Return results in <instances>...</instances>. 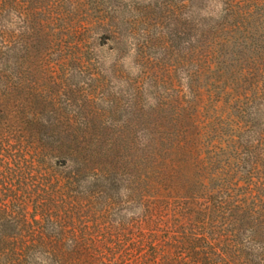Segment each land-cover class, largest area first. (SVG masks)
Listing matches in <instances>:
<instances>
[{
  "label": "trees",
  "instance_id": "obj_1",
  "mask_svg": "<svg viewBox=\"0 0 264 264\" xmlns=\"http://www.w3.org/2000/svg\"><path fill=\"white\" fill-rule=\"evenodd\" d=\"M82 7L0 0V264H264V0L199 7L184 89L149 74L148 106L136 82L133 120L85 155L83 90L67 83L91 65L74 36ZM102 180L125 189L140 222L87 216ZM144 224L180 237L151 254L117 249Z\"/></svg>",
  "mask_w": 264,
  "mask_h": 264
},
{
  "label": "rangeland",
  "instance_id": "obj_2",
  "mask_svg": "<svg viewBox=\"0 0 264 264\" xmlns=\"http://www.w3.org/2000/svg\"><path fill=\"white\" fill-rule=\"evenodd\" d=\"M222 1L83 0V7L74 21L80 20L75 27L80 34L74 36L87 43L85 52L91 65L89 71L83 74H70L67 83H74L83 90L81 95L76 96V106L82 105L84 109L85 105L86 113L81 110L78 118L90 122L84 155L88 153L89 142L95 135L103 138V141L108 138L116 141L124 122L133 120L131 102L136 82L144 79L143 100L148 106L152 94L149 87L152 82L147 77L149 74L159 73L167 82L174 81L184 89L189 70L186 68L187 60L194 59L196 55L189 47L194 42L197 29L190 26L195 18L200 17L199 14L197 17L199 7L216 14ZM191 68L195 69L193 65H190ZM92 71L95 76L91 78ZM70 105L64 110L71 115L74 107ZM65 116L64 120L68 115ZM257 118L264 134V106H261ZM259 175L264 176V160ZM88 183V180L83 182L82 188L85 189ZM100 184L101 187L93 188L96 193L100 192L87 216H109L108 220L115 225H119L120 220L132 222L127 224L140 222L143 218L142 208L125 202V189L119 186L110 190V184L103 180ZM260 192L264 198V183ZM108 195L112 197L110 200ZM111 200L113 205H110ZM177 237L180 235L168 234L166 230L152 233L144 224L130 227L125 231V236L116 235L114 241L119 243L117 249L130 250V255L135 256L165 248L169 250ZM201 245L199 242V252Z\"/></svg>",
  "mask_w": 264,
  "mask_h": 264
}]
</instances>
